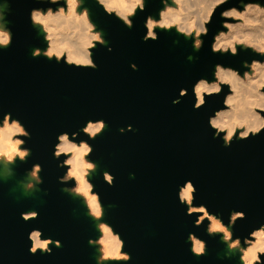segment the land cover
I'll return each instance as SVG.
<instances>
[{
	"label": "water",
	"instance_id": "1",
	"mask_svg": "<svg viewBox=\"0 0 264 264\" xmlns=\"http://www.w3.org/2000/svg\"><path fill=\"white\" fill-rule=\"evenodd\" d=\"M2 1L10 39L0 46V123L10 113L8 121L17 120L30 134L20 136L28 153L14 159V176L22 179L38 166L39 182L29 196L13 190L14 179L0 178V264H100L90 243L97 231L81 200L65 191L74 185L72 179L63 180L67 165L58 167L66 155L53 156L61 132L70 140L77 133L76 142L92 147L88 159L98 162L92 191L104 208L102 221L119 235L128 257L105 264H238V254L226 252L221 234L207 233L208 219L198 222L200 213L188 211L179 191L189 182L191 206H202L224 226L230 212L235 217L244 212L230 226L231 239L242 245L254 230H264V123L226 143L223 132L210 123L225 108L230 88L224 83L219 93L203 94L200 108L193 107V85L201 78L212 81L216 64L242 74L245 64L263 60L262 54L239 46L236 55L212 53L210 44L225 29L221 13L264 0L217 4L198 51L192 38L173 29H154L156 40L143 39L146 21L158 18L164 0H143V11L136 8L130 17L131 27L97 0H83L106 41L90 48L92 65L33 54L46 42L32 23V12L62 1ZM180 89L187 95L180 97ZM259 113L264 119V111ZM99 120L106 127L95 138L81 131L87 121ZM30 211L36 216L25 221L22 217ZM34 230L59 246L50 243V253L39 248L31 253L28 233ZM190 236L206 243L203 255L191 251ZM258 256L264 262V254Z\"/></svg>",
	"mask_w": 264,
	"mask_h": 264
},
{
	"label": "bare ground",
	"instance_id": "2",
	"mask_svg": "<svg viewBox=\"0 0 264 264\" xmlns=\"http://www.w3.org/2000/svg\"><path fill=\"white\" fill-rule=\"evenodd\" d=\"M208 1V0H207ZM217 0H210L211 6L216 3ZM106 6H112L115 8L119 15L125 16L128 12H130L131 5L127 0H103ZM72 17L68 22L65 23L66 29H70L69 34L70 37L64 36L60 34H50V38L44 37V41L47 42V51L53 53H64L65 60L67 62L85 64L91 60V52L88 48H85L89 43L91 44V39L95 36L92 32H89V26L86 20L82 18H77L75 13L73 12V6H69ZM251 12V17L246 19L247 22H254V26H252L251 30L245 28L246 30L239 31L243 36L242 40L246 41L250 44L252 41L253 45H257L258 49H264V9H259L255 7L249 8L248 13ZM178 18L171 16L169 18L170 22L167 20L166 23H174ZM164 22V23H165ZM250 22V23H251ZM148 24V22H147ZM250 29V28H249ZM149 30V29H148ZM40 31V29H39ZM7 36V40L9 39V34L6 32L0 31ZM42 32V31H40ZM238 32V30L236 31ZM239 33V34H240ZM237 34V35H239ZM234 35L237 37L236 33ZM234 37V36H233ZM236 37H234L236 39ZM241 37V36H240ZM2 40L3 37H0ZM47 39V40H46ZM93 39V40H94ZM245 41V42H246ZM244 42V43H245ZM247 43V44H248ZM252 45V46H253ZM86 49L88 51H86ZM35 51L33 50V53ZM251 70L255 71L254 81L247 82L244 85H240L237 82V78L233 76V73L222 71L219 73L217 77V81L225 80L230 84H233L236 87V94L233 96H228L225 99V104L228 105L227 111H217L215 115L210 119V123L212 125L219 124L221 128L226 130V136L229 135V132H233L236 128H243L245 131L256 129L262 126V120L258 115L254 112L259 111L264 108V93L260 92L259 89L264 86V66H260L259 63L254 62L250 65ZM200 81V80H199ZM196 87L201 88H214L217 84L210 83L206 80H203L202 83H196ZM195 93V91H194ZM202 95L204 92L201 93ZM6 117V116H5ZM100 121V120H99ZM97 126V122H92V129ZM92 129H89L91 132ZM105 129V128H104ZM21 128L19 126V122L15 119H12L10 123H3L0 125V178L2 179H14V187L13 190L17 193H22L25 195H33V188H26V180L29 179L28 176H24L22 179H17L14 176V163L15 160H10L9 155L6 156L4 152H15V155L19 153L17 150L16 144L14 143L13 135L20 132ZM81 145H86V142H75L70 140L69 138L64 140H58L56 145V152L59 153H68L69 158L67 162L70 164V168L68 169V173L72 174L73 177L77 180V191L81 193V196L85 197V201H81V205L83 209L86 211L87 216L91 220L94 228L97 231V248H96V257L98 261H106L112 262L115 261L113 257L119 255L121 248V240L117 238V233L111 240V233L109 232V227L103 224L100 219L102 216L101 212V204L99 203L96 196L91 195L89 193L90 187L92 184L90 179L93 174L99 169L98 162L85 160V155L82 153ZM22 159L21 157H18ZM89 165H93V167H89ZM104 178L107 180L108 177L105 176L106 171L102 169ZM193 188L189 182H186L179 191V197L182 201L186 202L188 206L189 212H199L201 216L198 217V222L202 218H207L209 221L210 227L213 229L214 224H219L221 226V239L222 236L225 237V250L228 254L238 253V264H251L254 262L255 257L258 256L260 252H264V230L262 227L254 230L251 233V237L254 238L253 241L249 245L243 248H239L236 241L228 240L230 225L227 226V229H224L220 224V219H214L212 216L208 214L205 209L200 206L196 208H192L190 204V199L192 197ZM99 212V215L96 213ZM34 212H26L24 216L31 217ZM238 215V213H237ZM37 231V230H34ZM38 232V231H37ZM119 236V235H118ZM191 239V248L195 250L196 247L200 246L203 241L190 236ZM47 239H40L39 232L35 241H31L32 246H36L40 250L39 244L44 243ZM52 244L58 246L59 243L57 241H52ZM50 244V243H49ZM43 251V250H42ZM196 255V254H195Z\"/></svg>",
	"mask_w": 264,
	"mask_h": 264
},
{
	"label": "rangeland",
	"instance_id": "3",
	"mask_svg": "<svg viewBox=\"0 0 264 264\" xmlns=\"http://www.w3.org/2000/svg\"><path fill=\"white\" fill-rule=\"evenodd\" d=\"M49 1L53 2V0H49ZM57 1H62L63 4L57 5L55 8H46L44 10L37 9V10H34L32 12V23L38 31H39V29H40V31H42V32L39 31V33L43 36V38L47 37V39H49L50 38L49 35L53 34V33L54 34H60L61 33L63 36H64L63 33H65V36L69 35V34H66V32L70 33V29L65 28L66 27L65 23L68 22L72 18V17H70V16H72V14H71L70 9H69V6L72 5L73 6V12L75 13V16L77 18H82V19L86 20V22L89 26V32H92L95 36V39L94 38L91 39V41H90L91 44L89 43L85 48H88L90 50V48H92L96 42H99V43H105L106 42L104 39L103 32L101 30L97 29L95 24L90 20L89 11L86 7H84L83 0H55V2H57ZM97 1L100 2L107 11L112 12L117 17H119L125 24H127L126 21H130V17L133 15L135 9L142 7V5H143V0H141L140 4H136L135 0H127L128 2H130L131 9H130V12H128L125 16H123V15H119L118 11L115 8H113L112 6H110V5L106 6L104 4L103 0H97ZM208 1H210V0H208ZM208 1L207 0H164L163 8L160 10L158 18L154 19L153 17H150V19L154 25L152 31L154 32V29H161V28H159V25H161V24H169V23H166L165 21L167 20L168 22H170L169 18L171 16H174V17L178 18L177 21L174 23H170L169 25H171V27H169L167 29H173L177 33L182 34V35L184 33H190L193 36H195V34L197 32H203L205 29V23L209 19V16L212 12V9L223 0H217L213 6H211L210 3H208ZM252 6L255 8H259V9H264V2H262V3L253 2V3L241 4V7L239 9L231 8V9L227 10L226 12H224V16L226 18H229L230 21L225 22L223 24L225 29L216 34L214 46H219L220 48L229 49V50L232 47L236 48L239 46L241 48H249V49L256 51V52H258L264 56V49H258L257 45H255L256 43L253 45L254 42L252 43V41H250L251 43L249 44L246 41V39H245L246 42L244 40H242V38H243V36H242L243 34L241 35L242 31L246 30L245 28H248V30H251L252 26H254V24H255L254 22H251V21L247 22L246 21V19H249L252 16L251 12L248 13L249 8H251ZM6 10H7L6 2H3V1L0 2V31L6 32L7 34H9V32L5 26L6 23L4 21V12ZM148 20H149V18H148ZM148 20L146 21V27H147ZM181 30H183V31H181ZM237 30H238V32H236ZM148 31L149 30L147 27V33H148ZM239 31H241V33ZM234 33H236V35L239 33L240 34L237 35V37H236L234 35ZM233 36L236 37V39ZM68 37H70V35ZM186 38H192V37L189 36ZM9 39H10V34H9ZM9 39L7 40V43H0V46H2V47L7 46L9 43ZM34 51H35L33 53L34 55H43V56H46L48 58L60 59V58L66 57L64 53L58 54V53L48 52L47 51V42H46V46L43 49H34ZM86 51H88V50L86 49ZM254 62L259 63L260 66H264V58H263V60L261 62L253 61L250 64H245L246 70L242 74H238L236 71L231 70L229 68H222L221 67L219 69L214 70L215 75H213L214 78L212 81H210V83L215 82L217 84V86H219L221 83L227 84L230 88V93L227 95V97L233 96L234 94H236V87L233 84H230L229 82H227L225 80L217 81L216 79H217L219 73H221L222 71L231 72V73H233V76L238 79L237 82L240 85H244L248 81L253 82L255 80L254 79L255 71L251 70V68H250V65ZM69 63H73V62H69ZM77 64H79V63H77ZM86 65H92L91 60L88 63H86ZM263 88H264V86H263ZM263 88H260L259 91L263 92V90H262ZM227 109H228V105L225 104V108L220 110V111H227ZM260 110L264 111V108H262ZM259 111H255L254 113L256 115H258V117L261 118L262 125H263L264 119L260 115ZM5 122L10 123L7 119V116L0 123V125H2ZM19 126L21 128V131L13 135L14 143L16 144V147H17V150L19 151V153L15 155V152L14 153L10 152V155L12 157L10 160H14L18 157L22 158V156L20 155L21 153H24V155H23V158H24L28 153L26 149H23L21 147L23 142L20 139V136L23 135L24 130L20 124H19ZM212 127L215 128L217 131L223 132V138H226L227 142L234 136L243 137L244 133L249 134V133L256 132L255 131L256 129H254V131L249 130L247 132V131H245V129L240 127V128H236L232 132L231 136H229V135L226 136V130L224 128H221V126L219 124H214V125H212ZM261 127L262 126H260V128ZM260 128L258 127L257 129L259 130ZM4 153L6 156L9 155V152H4ZM62 153H64V152H62ZM64 154H66V159H65L64 163L67 165V171L63 177V180L72 179L74 181V185L71 187H66L65 191H67L71 195L75 196L79 200L85 201V197L81 196V193L77 191V180L73 177L72 174L68 173V169L70 168V164L67 162V159L69 158V154L68 153H64ZM85 160H89L88 154L85 155ZM38 171H39L38 166H34L25 175V177L26 176L29 177V179H27L25 182V183H27L26 184L27 189H29V190L32 188H33V190L38 189V187H37V184L39 182ZM89 193L91 195L96 196V198L98 199L97 195L92 191V187H90ZM190 202H191V199H190ZM100 208H101V212H102V216H103V212H104L103 209L104 208L102 206H100ZM192 208H196V207L192 206ZM194 212H196V211H194ZM102 216H101L100 221L109 227V230H110L109 232L111 233V236H112L111 240H113V237L115 236L116 233L112 231V228L110 225H108L106 222L102 221ZM200 216H201V213H200ZM212 217L214 219H218L215 216H212ZM232 217H235V215ZM220 224L222 225L221 221H220ZM222 227H224V229H227V226L222 225ZM207 228L210 231L213 230L209 225V221H208V227ZM219 234H221V232H219ZM116 235H117V238L120 239L118 234H116ZM191 239L192 238L190 237V241H191ZM228 240L236 241V243L238 244V247L243 248V247H246L247 245H249L251 243V241L254 240V238L252 237L251 239L244 240V244L242 245V244H240L238 239H234V240L231 239V231L229 230ZM90 243L91 244L93 243L95 246V249H96L97 243H98V238L93 242L90 241ZM121 247H122V240H121ZM235 254H238V253H235ZM259 254H264V252H260ZM126 256H127V254L122 252L121 248H120L119 255L116 257H113V258L117 261L118 260H126L125 259ZM96 261H98L97 257H96ZM98 262L100 264L106 263V261H101V260ZM255 262H256V260H254V262L252 264H254Z\"/></svg>",
	"mask_w": 264,
	"mask_h": 264
},
{
	"label": "clouds",
	"instance_id": "4",
	"mask_svg": "<svg viewBox=\"0 0 264 264\" xmlns=\"http://www.w3.org/2000/svg\"><path fill=\"white\" fill-rule=\"evenodd\" d=\"M53 2H55V0H53ZM136 4H140L141 3V0H135ZM141 11H143V7H141ZM221 23L222 25L225 23V16H224V13H221ZM211 19L212 17L210 16L209 19L206 21V27L204 29L203 32H197L195 34V36L191 35L190 33H184L183 35L185 37H189L191 36L192 37V45H193V48L195 50H199L202 46H203V41L201 39L202 36H206L208 34V28H207V25L209 23H211ZM128 27H131L132 26V22L131 21H126ZM147 27L149 29L148 33L143 37V39L147 40L149 37L152 39V40H156L158 37L157 35L152 31L154 25H153V22L151 21V19L149 18L148 20V24H147ZM171 27V25L169 24H161L159 25V28L161 29H164L166 30L167 28ZM183 31V30H181ZM215 35H213L212 37V41H211V44H210V50L212 53H230L231 55H236L237 54V51L238 49H236L235 47H232L230 50L229 49H223V48H220L219 46H214V41H215ZM0 37H3L2 40H0V43H7V36L4 35V33L0 32ZM133 70L136 69V65L135 64H132L130 65ZM221 67H224L222 66L221 64H216L214 66V69H219ZM213 75H215V71L213 72ZM204 80V78H201L200 81H197V83H202ZM193 89L195 91V95H196V100L193 104V107L194 108H200L201 105L204 103V99H203V95L201 94L202 92L208 94V95H211L213 92L215 93H219L220 92V87L219 86H216L214 88H201V87H196L195 85H193ZM187 95V90L186 89H183V91L180 89L179 90V96L182 97V96H185ZM179 102V99H174L173 100V103H178ZM9 119L12 118L11 114L10 113H4ZM92 122L93 121H87L84 126L81 128V131L86 134L90 139H93L96 137V134L101 132L102 129H104L106 127V124L103 120H100V121H96L97 122V126L92 129ZM23 126V125H22ZM127 130H131V125H127ZM89 129H92V131L90 132ZM121 132L125 131V129H120ZM255 131H258L255 130ZM231 132H229V136H231ZM30 134L25 131L23 133V137H28ZM245 137L247 136V133H244L243 134ZM72 136V140H73V143H75L77 140H76V136H77V133L73 132L71 134ZM69 137V134L67 132H61L58 134L57 136V141L58 140H64V139H67ZM225 141L227 142L226 138H224ZM22 142H24V140H22ZM55 148H56V144L54 145V150H53V156L57 159H59L61 156L63 155H66L64 153H59V152H56L55 151ZM81 149H82V153L84 154H90L91 151H92V147L91 145L87 142L86 145H81ZM22 157L24 155V153H21L20 154ZM11 155L9 154V159H11ZM65 164H64V161L63 160H60L59 163H58V167H64ZM89 167H93V165H89ZM105 176L108 177L107 181L110 183L111 181V176H109V174L105 173ZM97 215H99V212L96 213ZM189 214V213H188ZM36 216V213H33L32 214V218H35ZM245 216V213L242 212V211H239L238 215L236 217H232L231 215V212H230V215H229V223L228 225L230 226H234L235 222L238 220V219H243ZM25 221L29 220V217L27 216H23L22 217ZM229 227V226H228ZM230 228V227H229ZM219 231H222L221 229V226L219 224H214L213 225V230H209L207 228V233L209 235L211 234H214V233H219ZM38 235V232L37 231H32L30 234L28 233V238L30 241H35L36 240V237ZM222 240L225 241V237L222 236ZM51 239L48 238L44 243H41L39 244V247L43 250V252H48L50 253L51 252V249L48 247V244L51 243ZM205 242L202 243L200 246L196 247L195 250H193L191 248V251L196 254V255H203L205 253ZM59 246V245H58ZM29 251L33 254H35L37 252V247L36 246H32V244H30V248H29ZM128 257L126 256L125 259H127ZM255 260L258 262V264H264V262H260L259 261V256H256L255 257ZM251 264V262H250Z\"/></svg>",
	"mask_w": 264,
	"mask_h": 264
}]
</instances>
